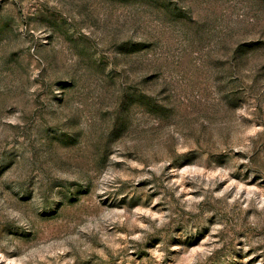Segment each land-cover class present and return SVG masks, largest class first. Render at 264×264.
<instances>
[{"label":"rangeland","instance_id":"1","mask_svg":"<svg viewBox=\"0 0 264 264\" xmlns=\"http://www.w3.org/2000/svg\"><path fill=\"white\" fill-rule=\"evenodd\" d=\"M0 264H264V0H0Z\"/></svg>","mask_w":264,"mask_h":264}]
</instances>
